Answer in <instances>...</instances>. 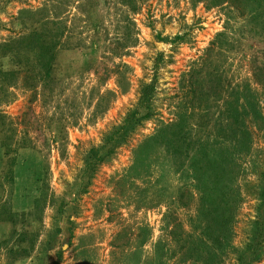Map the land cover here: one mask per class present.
<instances>
[{
  "label": "rangeland",
  "instance_id": "obj_1",
  "mask_svg": "<svg viewBox=\"0 0 264 264\" xmlns=\"http://www.w3.org/2000/svg\"><path fill=\"white\" fill-rule=\"evenodd\" d=\"M256 1L0 0V66L17 72L0 71V264H240L264 177ZM33 30L59 34L50 78L11 58ZM147 88L150 115L97 162ZM179 130L194 149L171 145ZM199 146L234 203L200 200Z\"/></svg>",
  "mask_w": 264,
  "mask_h": 264
},
{
  "label": "trees",
  "instance_id": "obj_2",
  "mask_svg": "<svg viewBox=\"0 0 264 264\" xmlns=\"http://www.w3.org/2000/svg\"><path fill=\"white\" fill-rule=\"evenodd\" d=\"M253 1L257 2L256 0ZM58 37L59 34L57 33L55 35H52L44 31L33 30L26 37L18 39L13 43H9L11 44L8 46V49H10L11 58L14 57L15 59V57H17L19 53L20 54L22 53L25 56H29L28 52L32 53L33 56H35L38 59L42 69L44 70V74H43L44 78L46 77L50 78L51 73L53 72V68L55 66L54 61L57 56L56 46L58 43L57 41ZM8 55L9 54H7V56ZM7 70L8 69L0 66V71L4 72L5 75L12 74L13 76V74L14 75L17 74L15 70L14 72L11 71V73L7 72ZM150 92H151V88H147L144 90V95L142 100L143 102L146 103V107L145 104L143 103L141 106H139L136 109V111L130 113L128 119L125 121V124L114 128V130L109 134L106 143L97 150H93V152H95L94 159H96L97 162L103 161L110 155L114 154L116 147H119L122 142H125L129 134L133 130H135L136 127L135 125L141 122L143 118H146L150 115L148 112L147 114H141L142 112H140V109L149 108V104H148L149 98H146V95H149ZM179 132L180 130L175 133L176 135L174 136L173 140L171 139V141L173 142L171 145H173L175 142L180 143L182 141L181 143L182 144L185 143L187 145L188 150L194 149L193 143L191 141H188L186 134H184L183 132L182 133ZM177 143H175V145L177 148H179L181 144H177ZM191 146L192 148H190ZM182 147L184 148V145H182ZM195 149H196L195 154L193 155L188 153L187 154L189 157L190 166L194 170L193 171L194 176L196 177V179H200V181L204 186L202 189L203 197H200V200H202L204 204L211 205L214 208L217 207L216 206L217 202H219V205L221 203H224L225 205H230L234 203L235 199L234 200L231 199L232 196L230 193L224 192L222 194L221 199H218V197L216 196L217 188L219 187L222 176H220L218 172H216L215 174L210 173V169L211 168H215L216 170L219 169V167H216V164L218 165L219 162L218 158L215 159L210 158L206 149L203 146H199L198 149L197 148ZM262 179H263V183L260 187L259 190L260 192L258 194V199L260 201L259 203L260 214L254 224L252 241L240 256V264H252L255 260H259L261 258L263 242H264V177ZM226 219L227 218L225 216V220ZM216 241H219V239H217Z\"/></svg>",
  "mask_w": 264,
  "mask_h": 264
}]
</instances>
